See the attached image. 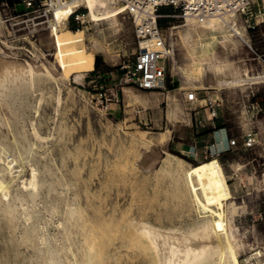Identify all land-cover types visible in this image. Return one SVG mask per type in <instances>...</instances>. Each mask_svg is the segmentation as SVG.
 <instances>
[{"label": "rangeland", "instance_id": "obj_1", "mask_svg": "<svg viewBox=\"0 0 264 264\" xmlns=\"http://www.w3.org/2000/svg\"><path fill=\"white\" fill-rule=\"evenodd\" d=\"M16 4L21 0H0V59L29 62L39 71L44 65L50 71L36 74L29 88L11 93L18 128L26 131L33 150L32 156L16 153V169H23L17 183H27L37 159L47 184L35 212L39 226L62 249L58 261L120 264L118 256L110 260L108 253L111 249L118 253L121 223L129 217L185 230L200 223L204 214L193 201L186 171L213 158L219 161L231 194L225 209L243 246L240 264L264 260V92L248 94V87L264 84L254 79L263 65L258 56L264 53L249 47L243 28L237 30L248 42L228 27H199L189 37L187 21L173 8H162L167 17L160 23L174 54L164 89L143 91L122 81L124 67L135 61L141 48L130 15L124 14L119 23L95 24L80 18L87 12L81 5L79 17L67 20L54 34V22L42 24L23 16V8ZM93 44L103 49L100 54L106 53L108 61L96 65ZM233 75L245 81L218 86ZM176 76L184 86L174 93ZM218 87L225 89L228 101L224 125L229 149L220 155L204 154L205 147L198 157L170 147L168 139L175 128L178 135L196 122L199 131L203 129L202 109L186 103L187 94L196 93L199 99L217 93ZM0 112L14 118L1 105ZM33 127L42 138L33 135ZM2 129L12 137L7 127ZM251 132L257 134L258 143L248 147L245 137ZM231 202L236 205L233 215ZM33 222L28 226L0 214V264H50L46 246L29 232L38 225Z\"/></svg>", "mask_w": 264, "mask_h": 264}, {"label": "bare ground", "instance_id": "obj_2", "mask_svg": "<svg viewBox=\"0 0 264 264\" xmlns=\"http://www.w3.org/2000/svg\"><path fill=\"white\" fill-rule=\"evenodd\" d=\"M81 5L87 9V12L80 18L86 17L90 22L95 24H98V22H107L110 24L119 23L120 18L126 14L123 5L117 3L116 0H83L78 3L76 1L71 2L65 7L58 8L55 15H53L54 23L52 22V29L55 32L54 34L59 33L58 28L62 27V25L65 26L69 15ZM186 21L189 27L186 32L189 37L192 36L193 33H197V28L199 27L204 29L226 27L218 23L217 20H208L198 23L195 19L188 18ZM234 29L239 33L237 28ZM213 38L217 40L216 36H213ZM215 40L208 41L207 44L211 42L214 43ZM144 46L145 43L142 42L141 47ZM94 47V52L98 55L96 65L100 63L102 59L109 60L106 53H103L101 56L100 53L103 50L102 48L98 45ZM41 70L43 71L36 70L29 62L20 64V62L17 61L7 62L0 59V105L7 108L9 113L14 117L11 120L8 116H4L0 112V214L12 220H22V222L27 225L32 221H34L33 223H38V225L34 224V227L31 230L29 229V232L32 237L38 240V243L46 246L47 261L50 264H60L61 262L58 261V257L62 249L54 245L51 238L45 234L44 227L39 226L40 221L38 220L40 217L38 213L35 212V207L42 198V189L45 188L47 184V179L40 176V168L38 167L39 161H36L37 159H35L34 162L32 161L33 165H31L29 176L24 173L28 177L27 183H23L22 185L17 183L22 176L21 173L23 169H16V164L18 163L16 153L20 156H32L33 150L29 138L26 137V131L19 130L18 128L17 122L19 114H16L17 112L15 109L13 108V110L11 107V102H14L12 101L13 97L11 93L14 89L23 86H25L26 89L27 87L29 88L35 80L36 74H40L41 72L50 74L49 69L44 65ZM254 79L250 78V80ZM243 81L245 80L232 76L226 81H221L220 84L235 86ZM182 86L184 85L178 82V77L176 76L171 92H177ZM13 96L15 97V95ZM22 101L23 100H21V102ZM2 127H7L12 137L8 136L3 131ZM33 135L37 138H42L35 127H33ZM26 156L25 159H27ZM20 167L21 165L19 164V168ZM186 179L197 209L200 213L204 214L201 216L203 220L189 229L187 227L185 230L177 227L155 225L148 220L137 217L124 219L121 223L120 237L118 238V253L115 252V249L109 250L108 254L110 260H115L116 256H118L120 264L241 263L239 260V250L243 246L237 238L232 220L229 219L226 214L227 210L225 209V205L229 203L228 199L231 194L219 161L213 158L191 166L186 171ZM50 190L51 189H49V191ZM48 211L51 210L49 209ZM229 211L232 215L236 212V205L233 202H231L229 206ZM75 212L76 211H73V213ZM23 243L24 241L22 245ZM29 246H32V243ZM29 246L27 245V247ZM68 248L70 249L71 247L69 246ZM92 248V246L88 248L89 254L92 252ZM38 251H40V249ZM258 255L261 256V252H258ZM42 259L44 258L42 257ZM115 262L117 261H111L110 264H115ZM247 264H264V260H258L256 263L248 261Z\"/></svg>", "mask_w": 264, "mask_h": 264}, {"label": "built area", "instance_id": "obj_3", "mask_svg": "<svg viewBox=\"0 0 264 264\" xmlns=\"http://www.w3.org/2000/svg\"><path fill=\"white\" fill-rule=\"evenodd\" d=\"M83 0H21L23 16H30L39 23L53 22V15L58 8L65 7L71 2ZM122 4L127 15H130L135 25L136 37L144 47L139 49L133 63L124 67L123 83L133 85L143 91H157L164 89L168 72L169 62L173 57L174 50L167 42L161 20L167 15L162 13V8H173L177 17L184 19L193 18L198 23L208 20H217L218 23L232 29L241 38L242 36L234 28L241 27L250 35L260 33L264 26V2L252 0H116ZM81 7L69 15V19L79 17ZM249 37V36H248ZM245 42V41H244ZM249 47H252L249 45ZM263 65L258 72L256 80H264V57L258 56ZM198 99L196 93H189L185 102L190 104ZM205 100L210 107L212 117L217 116L218 100L212 99L206 94ZM246 145L253 147L258 143L255 132L246 137ZM235 139L230 145H235ZM204 154L212 150L205 148Z\"/></svg>", "mask_w": 264, "mask_h": 264}, {"label": "crops", "instance_id": "obj_4", "mask_svg": "<svg viewBox=\"0 0 264 264\" xmlns=\"http://www.w3.org/2000/svg\"><path fill=\"white\" fill-rule=\"evenodd\" d=\"M7 1H18V0H7ZM20 1V0H19ZM254 2L264 0H252ZM23 8L22 3L16 4ZM245 42H248L244 34L241 35ZM250 45L255 48H261L264 53V26L260 33H251L249 35ZM264 57V54H263ZM234 77L240 78L238 75H233ZM221 81L218 82V86H221ZM264 92V84H255L248 87V94H260ZM209 97L218 100L217 116L212 117L210 113V107L205 100L206 94H202L199 99H197L193 105L200 106L202 109V116L204 117V123H201V131L197 122L193 124V129H189L187 133H182L178 135V127L172 131V137L168 139V145L174 147L180 152H185V154H195L198 157H202L203 148L209 147L212 153L222 154L225 150L229 149L228 132L225 128L224 121L226 120L228 101L226 99L225 89L218 87L217 93H210ZM202 117V118H203ZM183 135V136H182ZM173 144V145H171Z\"/></svg>", "mask_w": 264, "mask_h": 264}]
</instances>
